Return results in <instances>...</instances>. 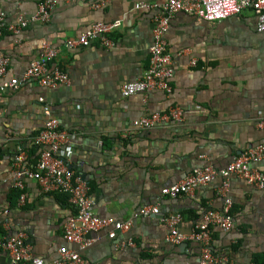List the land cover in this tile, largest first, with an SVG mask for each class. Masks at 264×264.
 Masks as SVG:
<instances>
[{
    "label": "crops",
    "instance_id": "1",
    "mask_svg": "<svg viewBox=\"0 0 264 264\" xmlns=\"http://www.w3.org/2000/svg\"><path fill=\"white\" fill-rule=\"evenodd\" d=\"M165 1L56 0L45 23L0 35V57L9 58L0 84L21 77L44 45L55 50L50 63L69 76L68 84L46 87L30 80L0 92V238L22 233L30 255L50 264L62 245L76 248L63 239L64 223L74 214L66 195L43 193L29 178L22 190L13 184L18 154L30 166L37 161L40 147L34 139L47 109L65 133L58 154L88 185L96 215L126 220L143 205L158 207L156 213L134 217L131 227L113 238L107 228L91 233L95 239L81 251L83 263L199 264L200 244L170 243L164 219L179 213L178 230L189 234L205 211L222 210L223 178L174 198L163 196L161 188L195 166L221 168L264 142V32L257 31L250 10L215 21L176 12L165 34L173 66L170 92L122 96L121 85L140 78L148 66L152 42L156 9L135 3ZM39 2L0 0V10L6 23L14 22L29 17ZM114 20L120 26L109 34L110 48L97 41L87 47L66 44L94 22ZM171 106L181 109V121L149 129L132 126L135 119ZM250 166L264 170V159ZM226 180L233 225L213 227L209 248L219 259L215 264H254L256 255L264 257V188L235 175ZM0 264H11L4 250Z\"/></svg>",
    "mask_w": 264,
    "mask_h": 264
},
{
    "label": "built area",
    "instance_id": "2",
    "mask_svg": "<svg viewBox=\"0 0 264 264\" xmlns=\"http://www.w3.org/2000/svg\"><path fill=\"white\" fill-rule=\"evenodd\" d=\"M56 0H40L36 10L29 17H18L16 21L6 23L3 12L0 10V35L6 30L19 34L31 23H45L49 20L50 11ZM136 8H155L152 42L149 46V62L142 76L131 82L123 83L120 87L122 96L136 93H146L151 90L170 92L169 80L173 75L172 58L166 48L165 34L169 27V20L176 12H185L208 21L221 20L236 15L244 10H250L256 18V29L264 32V0H166L161 4L135 3ZM120 26L119 20L92 23L82 31L78 38L66 41L68 46H89L97 41L101 46L110 48L113 42L109 34ZM40 55L33 59L19 78L11 77L0 84V92L5 89H17L21 82L34 80L42 86L54 87L59 84H68V73L62 67L51 64L55 50L47 45L43 46ZM195 61H192L194 64ZM9 58L0 57V78L8 71ZM47 119L42 129L35 136V143L40 145L39 157L33 166L25 163V156L18 154L13 163L14 187L23 189L26 178L35 180L43 193H62L74 208V214L64 223L63 239L66 243H74L76 248L62 245L58 249V256L53 264H84L81 251L92 244L97 233L107 228V236L115 237L119 231L128 230L132 219L137 216H147L158 211L157 205H143L132 217L119 220L115 217H100L93 211V202L89 194L88 185L73 170L67 167L59 156L65 133L58 128L56 118L45 110ZM182 111L178 106H171L166 112H152L143 115L132 122L136 129H149L172 121H181ZM264 126V120L261 121ZM264 159V142L246 149L233 158L223 167L215 168L212 165L195 166L177 182L161 188V194L166 197H178L191 194L195 188L209 183L216 176L223 178L221 194L224 197L221 211L207 210L202 214L189 234L178 230L181 221L179 213L165 217L169 227L167 240L170 243H180L185 240L197 241L201 246L199 264H215L219 259L211 253L209 240L211 229L220 227L230 229L233 225L229 214L231 200L225 196L227 178L231 175L242 178L246 183L256 188H264V170L253 168L250 163ZM24 194H20V200ZM131 243V242H130ZM0 250L7 252L10 263L18 264L29 260L30 264H50L39 257H32L29 248L25 245L22 233L11 237L0 238Z\"/></svg>",
    "mask_w": 264,
    "mask_h": 264
},
{
    "label": "trees",
    "instance_id": "3",
    "mask_svg": "<svg viewBox=\"0 0 264 264\" xmlns=\"http://www.w3.org/2000/svg\"><path fill=\"white\" fill-rule=\"evenodd\" d=\"M39 147H40V145H39ZM40 149H41V147H40ZM39 152H40V150H39ZM38 157H39V153H38ZM38 157H37V159H38ZM253 262H254V264H264V257H262L260 255H256L253 258Z\"/></svg>",
    "mask_w": 264,
    "mask_h": 264
}]
</instances>
